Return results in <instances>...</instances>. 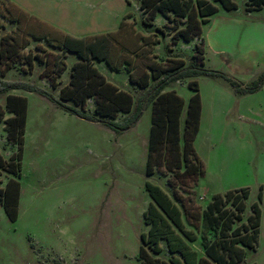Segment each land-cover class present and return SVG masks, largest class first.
Masks as SVG:
<instances>
[{
    "label": "rangeland",
    "instance_id": "374dc122",
    "mask_svg": "<svg viewBox=\"0 0 264 264\" xmlns=\"http://www.w3.org/2000/svg\"><path fill=\"white\" fill-rule=\"evenodd\" d=\"M22 1L34 6L33 16L77 38L117 31L124 18L129 17L127 20L136 31L158 35L160 43L151 59L162 66L177 65L183 59L188 67L194 61L196 45H201L205 69L225 72L246 85L264 72V31L260 28L234 38L240 33L231 26L224 32L225 37L219 38L216 32L211 33L213 21L203 25L201 35L194 40L180 39L175 43L174 35L187 20L171 14L176 21L170 22L159 13L153 21L142 12V0ZM197 1L192 0L195 7ZM209 1L218 8L210 19L226 14L264 26V7L256 9L258 0H232L238 8L231 11L220 2ZM0 19L6 24L1 35L16 29V24ZM144 19L149 24H144ZM158 28L165 29L164 34ZM38 47L45 58L51 59L50 53L57 50L45 41L34 40L25 52H40ZM78 61L76 53H67V67L58 77L57 88L41 76L44 65L37 64L31 70L22 61L5 76L0 74V79L36 84L59 99L60 90L70 82L72 67ZM94 63L107 81L134 97V104L146 92L130 82L127 69L115 71L103 61ZM146 65L141 60L134 75L146 71ZM192 81L198 83L204 97L203 124L195 149L206 173L197 182L174 175L175 170L167 163L175 151L170 147L163 148L154 175H147L152 105L134 127L118 134L66 112L35 92L15 89L0 95V156L5 164L11 160L17 164L19 153L18 141L9 136L10 127L6 124L14 117L7 107L8 96L25 97L28 102L20 171L15 175L0 167V189L13 182L19 191L16 221L8 216L0 194V264H140V249L144 246L141 237L150 230L145 213L153 204L147 182L161 187L181 207L187 230L197 236L190 245L200 255L205 252L206 242L221 237V230L205 215L213 197L230 190L249 189L244 219L234 227L248 224L253 217V204L260 206L258 241L255 248H245L242 264H264V86L257 93L240 96L226 81L208 76L171 84L165 92L175 91L185 101L182 132L187 106L195 93L189 87ZM154 82L150 76V84ZM214 87L222 88L215 104L221 113L214 112L209 104L218 98ZM86 108L94 112V100H89ZM227 209L234 211L231 204ZM160 245L161 254L146 248L153 256L169 260L172 255L166 241Z\"/></svg>",
    "mask_w": 264,
    "mask_h": 264
},
{
    "label": "trees",
    "instance_id": "16d2710c",
    "mask_svg": "<svg viewBox=\"0 0 264 264\" xmlns=\"http://www.w3.org/2000/svg\"><path fill=\"white\" fill-rule=\"evenodd\" d=\"M220 2L226 10H236L238 5L232 0H213ZM257 1V0H256ZM252 2V0H251ZM256 9L264 7V0H258ZM254 9V10H256ZM141 10L155 20L159 13L165 15L168 21H176L175 17L187 20L183 28L177 30L173 42L182 39L186 42L194 40L202 33V26L210 22L218 8L209 0H198L196 7L192 0H142ZM252 9L248 10L251 11ZM0 17L6 22L16 24L12 33L1 35L6 27L0 19V74L15 67L17 62H24L29 69L34 66L42 67L41 76L52 82V87H58V77L66 70L65 58L68 52L78 55L79 61L74 64L70 82L61 88L60 98L39 88L36 84L0 79V95L10 90L24 89L38 93L55 103L66 112L88 122L97 123L121 134L134 127L143 115L144 110L152 105V132L149 143L147 175L152 176L159 166L163 148L169 147L174 151L171 160L167 161L174 175L197 182L206 173L196 149L195 141L200 131L202 99L198 83L192 81L189 87L194 94L187 106V116L182 132L181 117L185 109V101L175 91L165 92L171 84L187 79L208 76L226 81L236 95L245 96L259 92L264 86V72L250 84H244L237 78L225 72L203 68L205 59L204 47L196 45L194 61L186 67L183 59L177 65L162 66L151 59L154 48L159 42L156 34H142L124 18L119 29L113 32L77 38L67 34L45 21L33 16L11 0H0ZM144 24L146 19L143 20ZM152 25V23H150ZM164 34L165 29L158 28ZM45 41L56 51L50 53L52 59L45 58L40 52L26 53L25 49L34 41ZM155 59V57H154ZM146 61V71L134 75L138 71L137 64ZM95 61L105 62L112 70L127 69L130 82L140 89H147L139 96L136 104L134 97L107 81L95 66ZM150 72V73H149ZM150 76L155 81L150 84ZM94 100V112L87 110L89 100ZM70 102L73 103L70 104ZM8 109L14 117L7 120L9 136L18 141V163L14 161L5 164L0 156V167L12 174L20 171L25 126L27 122L28 102L25 97L9 95ZM183 141V145L181 144ZM184 168L183 171H181ZM170 185V184H169ZM153 204L145 213V221L150 225L148 234H142L144 246L140 249V264H242L245 259V248H255L258 241L261 209L255 203L252 206L253 217L248 224H234L243 221L246 211V200L250 195L247 188L230 190L224 195L216 194L205 213L221 230V237L211 243L204 244L203 255L193 249L190 242L197 236L188 231L183 219L181 207L159 186L146 183ZM4 199L5 210L12 221L17 220L19 191L18 186L9 182L6 189H0ZM231 204L234 211H229ZM232 231L230 235H227ZM165 240L168 251L172 255L169 260L153 256L146 246L153 249L155 254H161L163 247L160 242Z\"/></svg>",
    "mask_w": 264,
    "mask_h": 264
},
{
    "label": "crops",
    "instance_id": "0c3cea01",
    "mask_svg": "<svg viewBox=\"0 0 264 264\" xmlns=\"http://www.w3.org/2000/svg\"><path fill=\"white\" fill-rule=\"evenodd\" d=\"M11 1L16 3L17 5H19L21 8L22 7H23V9L25 8L24 10H26L30 14L31 13L35 14L34 6L32 4L27 5L22 0H11ZM89 18L90 17H88L86 19H89ZM218 18H219V20H217ZM88 21H86V22L88 23ZM210 22H213V24L211 25V27H212L211 33L212 32H216V36H218L219 38L220 37L221 38L225 37L224 36V32L226 30H228L231 26H233L235 29H237L239 31V33H240L239 35H234L233 36L234 38H241L240 36L243 35V34H246L248 31L258 30L259 28H260L261 31H264L263 30L264 26H262V24L255 23V22H253V21H251L249 19H246V18L231 17V15L227 16L226 14H221V15L218 14L216 17L211 19ZM207 36L208 35L206 34V38H207ZM41 43H42V41H41ZM212 90L214 91L215 95L218 94V98L216 99V97H215L213 101L210 100L209 104L212 105V108H213L214 112L217 110L219 113H221L220 112V106L219 105L216 106L215 104H218V101L221 98L219 95L222 92V88L214 87ZM201 99H202V114H201V128H202L204 97L202 98V96H201ZM199 135H200V133H199ZM199 135H198V137H199Z\"/></svg>",
    "mask_w": 264,
    "mask_h": 264
}]
</instances>
